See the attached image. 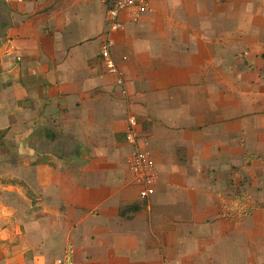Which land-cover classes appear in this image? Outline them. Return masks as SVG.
I'll return each mask as SVG.
<instances>
[{
  "label": "crops",
  "instance_id": "1",
  "mask_svg": "<svg viewBox=\"0 0 264 264\" xmlns=\"http://www.w3.org/2000/svg\"><path fill=\"white\" fill-rule=\"evenodd\" d=\"M109 1L0 0V264H264V0H149L116 35L123 85Z\"/></svg>",
  "mask_w": 264,
  "mask_h": 264
},
{
  "label": "built area",
  "instance_id": "2",
  "mask_svg": "<svg viewBox=\"0 0 264 264\" xmlns=\"http://www.w3.org/2000/svg\"><path fill=\"white\" fill-rule=\"evenodd\" d=\"M149 11V0L109 1V34L102 45L101 57L108 72L116 76L119 85H123L124 81L113 56V50L118 44L116 35L124 31L129 22ZM127 118L129 129L126 134V144L131 151L128 160L131 183L139 189L142 199L149 200L157 193L161 182V173L153 158L151 142L138 130L137 112L129 108ZM46 264H73V257L70 252H66Z\"/></svg>",
  "mask_w": 264,
  "mask_h": 264
},
{
  "label": "trees",
  "instance_id": "3",
  "mask_svg": "<svg viewBox=\"0 0 264 264\" xmlns=\"http://www.w3.org/2000/svg\"><path fill=\"white\" fill-rule=\"evenodd\" d=\"M146 207V203H136L132 205H123L120 209V215L126 219H132L134 214L140 212Z\"/></svg>",
  "mask_w": 264,
  "mask_h": 264
},
{
  "label": "rangeland",
  "instance_id": "4",
  "mask_svg": "<svg viewBox=\"0 0 264 264\" xmlns=\"http://www.w3.org/2000/svg\"><path fill=\"white\" fill-rule=\"evenodd\" d=\"M134 110V109H133ZM3 134L2 133H0V136H2ZM142 135V134H141ZM144 136V135H143ZM147 138V137H146ZM147 139H149V138H147ZM29 197H32V194L30 193L29 194ZM247 208V207H246ZM262 240V238H261V236L259 237V248H262V247H264V245H261L260 244V241ZM253 254H256V251L255 250H253ZM262 260H263V257H262ZM261 260V261H262ZM250 264H260L259 262H258V260H257V258H253V259H251L250 260Z\"/></svg>",
  "mask_w": 264,
  "mask_h": 264
}]
</instances>
